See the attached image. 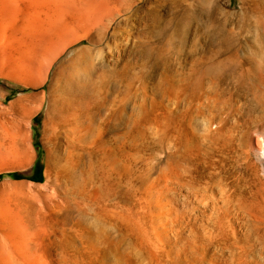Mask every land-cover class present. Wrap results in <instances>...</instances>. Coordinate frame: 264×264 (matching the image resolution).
Wrapping results in <instances>:
<instances>
[{
	"label": "rangeland",
	"instance_id": "1",
	"mask_svg": "<svg viewBox=\"0 0 264 264\" xmlns=\"http://www.w3.org/2000/svg\"><path fill=\"white\" fill-rule=\"evenodd\" d=\"M152 30L163 42L146 55L141 45ZM89 41L105 70L129 65L130 76L153 73L137 82L136 97L116 118L111 110L120 104L112 101L127 93L124 82L112 86L104 106L77 108L78 118L65 122L66 110L48 115L57 70ZM212 59L221 71L200 90L189 86L195 65L211 66ZM229 116L247 124L242 158L224 147ZM110 120L125 136L120 147ZM146 120L148 142L136 129ZM91 123L97 137L85 129ZM207 130L219 142L211 161L201 151ZM178 143L192 186L222 179L234 204L264 214V0H169L165 8L159 0H0V264H107L105 228H119L123 206L134 200L124 183L136 163L121 158L116 178L111 154L145 161L157 153L171 173L167 151Z\"/></svg>",
	"mask_w": 264,
	"mask_h": 264
},
{
	"label": "bare ground",
	"instance_id": "2",
	"mask_svg": "<svg viewBox=\"0 0 264 264\" xmlns=\"http://www.w3.org/2000/svg\"><path fill=\"white\" fill-rule=\"evenodd\" d=\"M159 1L160 5L165 8L169 0ZM148 34L151 40L142 42L141 47H144L146 55H155L157 48L160 47L158 43L163 40L159 37L153 39L155 38L153 30L148 31ZM86 39L80 40L81 43H84ZM170 40L174 42L173 39ZM92 41L88 42L91 46L80 48L76 55L72 56L73 58L57 70L56 88L58 89L55 94L52 93L53 96L48 98L50 106L48 115L59 118V115H63L66 110L65 122L75 114L78 118L77 108L86 110L88 108L85 106L90 107L91 104L97 107L104 106L106 101L107 103L110 101L112 86L118 82H124L127 83V93L121 99L115 96L112 101L114 106L120 104V108L111 110V115H115L116 118L130 97L135 95L133 92L137 82L141 83L153 73L145 71L141 75L130 76L132 69L129 65H125L121 70L118 69V66V68L115 67L116 65L113 66L114 69L105 70L104 63L103 66L102 63L95 62L96 53L92 47ZM200 42L202 41L199 40L197 44ZM182 44H187V42H182ZM213 47L214 44L209 43L212 53L215 52ZM138 49L139 46L136 44V51ZM213 56L217 55L213 54ZM216 60L219 59L216 58ZM216 60L212 59L211 66L208 67H204L202 63L195 65L198 70L185 78L190 83L189 86L200 90L208 76L214 71H221V63ZM211 67L215 69L212 70ZM217 80L218 78L215 76L212 78L213 83H216ZM36 99L34 104L41 100L39 97ZM177 109L178 111L174 113L180 114L182 110L179 109V106L175 107V110ZM216 112L220 113L219 109ZM90 116L92 117V114ZM141 116L142 111L139 116L134 118L136 123ZM233 119L230 116L226 119L223 129L224 140H226L224 147L235 158H242L248 155L244 145L247 124ZM186 123L187 126H191L189 121ZM151 125L152 123L147 120L142 127L136 125L140 134L141 131H144L147 142L149 130H152ZM85 129L90 133V136L94 134L95 128L92 123ZM158 129L157 134L159 138L161 137V144L169 145L167 141L165 142L166 133L161 135L162 133ZM203 129L205 130V128ZM110 130L115 135L113 140L111 139L113 143L117 147L123 145L125 136L115 123H112ZM99 131L98 129L97 132ZM95 136L98 135L94 134ZM216 137L208 130L202 134L201 151L207 161L214 160V155L218 152L219 148L216 146L219 142L216 141ZM182 150L183 144L178 143V147L177 145L169 147L167 151V164L174 170L171 173L162 168L163 163L156 155L157 153L150 154L145 161L141 159L140 155L135 158V155H131L132 153L128 157L122 152L113 156L111 154L109 162L113 167L112 170L116 173V178H119L121 169L124 168L122 159L129 163L134 161L136 163L133 173L129 174L128 180L124 183L125 189L130 192L134 200L126 208L121 207L123 214L120 215L121 226L119 228L114 223H107L105 228L103 238H105V249H107L106 263L264 264V214L249 212L246 207L234 204L230 195V184L225 183L221 178L215 185L206 183L202 187L192 186L187 180L185 166L187 155L183 154ZM258 158L264 162V151H260ZM155 164L159 165L158 172H154Z\"/></svg>",
	"mask_w": 264,
	"mask_h": 264
},
{
	"label": "trees",
	"instance_id": "3",
	"mask_svg": "<svg viewBox=\"0 0 264 264\" xmlns=\"http://www.w3.org/2000/svg\"><path fill=\"white\" fill-rule=\"evenodd\" d=\"M2 176H0V178H1ZM15 178H19V175H15Z\"/></svg>",
	"mask_w": 264,
	"mask_h": 264
}]
</instances>
